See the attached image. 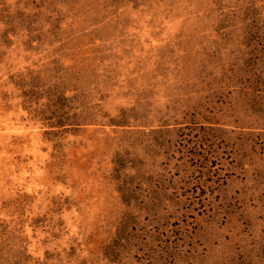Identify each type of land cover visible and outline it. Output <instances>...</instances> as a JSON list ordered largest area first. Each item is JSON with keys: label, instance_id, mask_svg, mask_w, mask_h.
I'll return each mask as SVG.
<instances>
[{"label": "rangeland", "instance_id": "1", "mask_svg": "<svg viewBox=\"0 0 264 264\" xmlns=\"http://www.w3.org/2000/svg\"><path fill=\"white\" fill-rule=\"evenodd\" d=\"M0 264H264V0H0Z\"/></svg>", "mask_w": 264, "mask_h": 264}]
</instances>
